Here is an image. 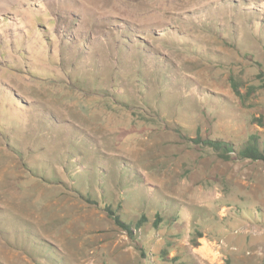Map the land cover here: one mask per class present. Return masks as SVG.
<instances>
[{
    "label": "rangeland",
    "instance_id": "obj_1",
    "mask_svg": "<svg viewBox=\"0 0 264 264\" xmlns=\"http://www.w3.org/2000/svg\"><path fill=\"white\" fill-rule=\"evenodd\" d=\"M253 135L264 0H0V264H264Z\"/></svg>",
    "mask_w": 264,
    "mask_h": 264
},
{
    "label": "trees",
    "instance_id": "obj_2",
    "mask_svg": "<svg viewBox=\"0 0 264 264\" xmlns=\"http://www.w3.org/2000/svg\"><path fill=\"white\" fill-rule=\"evenodd\" d=\"M256 136H250L249 139L240 144H235L230 141L216 140V139H206L204 142L211 145L214 150L217 151L218 155L222 158H229V152H235L238 157L250 158V159H260L264 160V148L263 146H258ZM107 212L112 215L108 208H105ZM116 224L123 223L121 220L114 217ZM125 226L128 228V225L125 223ZM126 228V229H127Z\"/></svg>",
    "mask_w": 264,
    "mask_h": 264
}]
</instances>
